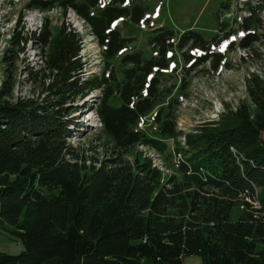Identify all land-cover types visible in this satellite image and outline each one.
<instances>
[{
  "label": "trees",
  "instance_id": "obj_1",
  "mask_svg": "<svg viewBox=\"0 0 264 264\" xmlns=\"http://www.w3.org/2000/svg\"><path fill=\"white\" fill-rule=\"evenodd\" d=\"M100 2L28 0L25 10L74 11L103 51L107 77L82 80V40L65 22L52 38L47 17L39 35L27 30L24 12L15 21L0 87V232L20 239L25 251L0 252V264H184L190 256L200 257L202 264H264V76L252 73L247 83L253 112L243 104L188 134L177 130L176 118L160 119L156 137L136 129L160 100L161 73L170 69L174 56L185 57L190 75L200 67L232 70L227 54L236 48L248 57L257 55L254 46L264 43L259 18L264 0L254 2L252 16L237 29L224 33L228 24L220 23L223 34L211 41L197 31L175 39V31L160 27L140 49L131 46L135 38L118 22L148 23L142 3L108 0L101 7ZM231 6L228 2L222 9L230 12ZM254 25L261 33L251 32ZM240 29L247 34L239 44L219 52ZM31 43L45 56L41 73L54 76L48 84L39 79L41 91L48 93L41 101L14 98L12 71ZM151 49L155 54L146 57ZM94 91H101L95 111L100 141L112 155L87 166L67 141V105ZM163 139L172 140L174 154L182 157L180 176L168 180L153 168L152 158L135 152L143 145L173 159ZM252 202L259 209H251ZM238 206L243 215L232 220Z\"/></svg>",
  "mask_w": 264,
  "mask_h": 264
},
{
  "label": "rangeland",
  "instance_id": "obj_2",
  "mask_svg": "<svg viewBox=\"0 0 264 264\" xmlns=\"http://www.w3.org/2000/svg\"><path fill=\"white\" fill-rule=\"evenodd\" d=\"M27 1L11 3L10 0H0V87L6 79L5 73L7 72V65L3 61L4 54L7 49H11L8 38L12 35L15 21L21 12L25 14L24 22L29 30H34L38 18L47 17L46 19L51 22L52 38H55L57 27L61 26L62 22L76 23L75 20L73 21L72 12L66 16L62 14V10L61 13L55 11L49 14L45 13V15L37 11H27L25 10ZM246 1L250 3V6L245 7ZM255 1L257 0H139L147 10L148 23L131 25L127 21H119L118 26L123 33L135 38L131 46H137L139 49L146 48L149 34L153 29L160 27L175 31L177 34L175 39L182 32L197 31L206 40L211 41L216 35L223 34L220 32V23L228 24V28L224 32L227 33L231 29H237L238 25L243 22V18L252 16L251 9L254 8ZM228 2L232 5L230 12L222 9V5H226ZM58 10L60 9L58 8ZM218 15L221 16V19L217 23ZM259 18L264 20V13ZM256 29L257 27L254 25L251 32L261 33V30ZM77 31L82 32L80 34L84 36L80 55L82 63H85V74L83 75L85 77L82 80L100 78L103 74L107 77L110 74L109 67L105 64L103 51L95 37L85 27L79 28ZM246 34L241 29L235 33L233 42L236 46ZM40 49V46L39 49H35L34 43H31L25 48L23 55H19L16 67L12 71L15 79L14 98H40L39 101H41L48 96L47 92L41 91V86L38 84L39 79L42 81L47 79L46 83L48 84L54 76L46 71L41 73L45 56ZM228 50L229 45L224 53H227ZM254 50L257 55L251 57H248V54L239 48L228 53L227 56L233 65L232 70L221 67L217 72H213L200 67L190 75L186 71L190 64L185 61V57L181 54L174 56L170 69L161 73L160 100L154 109L140 120L136 129L143 131L148 136L155 135L154 137H156L161 122L165 119L176 118L177 130L188 134L195 132L199 127L218 122L223 114L236 113L243 104L248 106L251 112L255 111L248 98L247 83L252 73H260L264 76L262 63L264 61V43L255 45ZM254 50L251 51L254 53ZM154 54L151 49L147 52L146 57ZM9 55L14 57V53ZM111 64L118 65L115 61H112ZM37 72V76L31 75ZM100 94L101 91H94L88 96L70 100L67 105L69 108L68 118L70 119V134L66 135L67 141L76 150L80 159L86 158L87 166L96 165L98 160L112 155L111 149L108 146H103L99 137L101 124L95 111ZM160 119H162L161 122ZM163 141L168 150L173 151V159L167 153L161 155L143 145H138L135 152L152 158L154 160L152 161L153 168L162 172L163 180H168L180 176L178 169L182 157L179 154H174L175 144L172 140L163 139ZM129 159L132 160V158ZM251 205V209H259L256 203L252 202ZM242 215L243 208L238 206L232 213V220H237ZM24 251L25 247L20 239L11 238L0 232V252L8 255H20ZM184 264H202V260L198 256L185 257Z\"/></svg>",
  "mask_w": 264,
  "mask_h": 264
},
{
  "label": "built area",
  "instance_id": "obj_3",
  "mask_svg": "<svg viewBox=\"0 0 264 264\" xmlns=\"http://www.w3.org/2000/svg\"><path fill=\"white\" fill-rule=\"evenodd\" d=\"M72 12V14H73V21L75 20V24H72V22H71V25L73 26V28L76 30H79V28H82L83 29V27H87V24H86V22H84V20H81V19H79L76 15H75V13L73 12V11H69V13H68V15L70 14ZM42 16V15H41ZM41 20H43V17H41L40 18V21ZM79 23H80V26H79ZM69 24V23H68ZM70 25V24H69ZM76 30V32L77 33H82V32H79V31H77ZM89 31H90V29H88ZM82 35V34H81ZM8 39H11V36H9V38Z\"/></svg>",
  "mask_w": 264,
  "mask_h": 264
},
{
  "label": "clouds",
  "instance_id": "obj_4",
  "mask_svg": "<svg viewBox=\"0 0 264 264\" xmlns=\"http://www.w3.org/2000/svg\"><path fill=\"white\" fill-rule=\"evenodd\" d=\"M10 1H13V3H16V2H19L20 0H10ZM38 12V11H37ZM39 13H41V12H39ZM45 13L46 14H49L50 12L48 11V12H44V13H41L42 15H45ZM45 17H43V19H44ZM23 21H24V18H23ZM25 23V22H24ZM42 24H43V20H41L40 21V19L38 18V22L35 24V28H34V30H29V29H27V30H29V32H34V33H36L37 35H39V33H40V31H41V28H42ZM99 120V119H98ZM101 124V123H100ZM154 161V160H153Z\"/></svg>",
  "mask_w": 264,
  "mask_h": 264
}]
</instances>
